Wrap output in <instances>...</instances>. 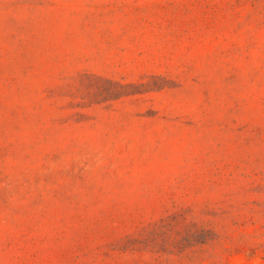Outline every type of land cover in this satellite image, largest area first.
<instances>
[{
  "label": "rangeland",
  "instance_id": "rangeland-1",
  "mask_svg": "<svg viewBox=\"0 0 264 264\" xmlns=\"http://www.w3.org/2000/svg\"><path fill=\"white\" fill-rule=\"evenodd\" d=\"M0 264H264V0H0Z\"/></svg>",
  "mask_w": 264,
  "mask_h": 264
}]
</instances>
